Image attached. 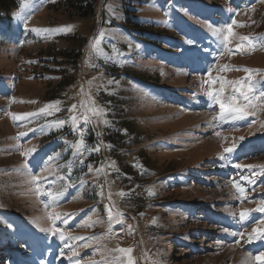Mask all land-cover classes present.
<instances>
[{"label": "rangeland", "instance_id": "374dc122", "mask_svg": "<svg viewBox=\"0 0 264 264\" xmlns=\"http://www.w3.org/2000/svg\"><path fill=\"white\" fill-rule=\"evenodd\" d=\"M16 1L27 27L0 21V264H264L241 248L255 233L214 226L213 212L249 218L264 202V109L220 119L208 95L251 76L261 104L264 46L238 49L264 45V0H97L86 19L64 0ZM233 19L230 53L205 29ZM49 213L64 240L40 230ZM259 215L250 229L264 230Z\"/></svg>", "mask_w": 264, "mask_h": 264}, {"label": "snow or ice", "instance_id": "6c2138e0", "mask_svg": "<svg viewBox=\"0 0 264 264\" xmlns=\"http://www.w3.org/2000/svg\"><path fill=\"white\" fill-rule=\"evenodd\" d=\"M24 7L25 5L21 4V9H23ZM15 15L25 24V27H27L26 18L23 15H21L20 12H17ZM236 24H237L236 20L233 19L231 23H226L222 27L212 28V35L215 36L216 39L221 43L222 47L226 48L230 53L232 52V49L227 48V45L229 43V38L234 35L233 26H235ZM240 26H243V25H240ZM69 30H71L70 26L67 28L59 29L55 31H69ZM32 31L41 32V31H50V30L32 29ZM240 40H241V45L239 46L238 50H249L250 51V50H255V48L258 45L264 46L260 44L259 38L240 37ZM220 54H223V53L221 52ZM237 70H242L248 73H252L254 71V70L247 69V68L237 69ZM212 82L213 81L211 79L207 81V83L209 84H211ZM226 84H230L232 86V91L226 98L227 103L225 99L221 98V94L224 92ZM254 92H255V82H253L251 80V76H249L245 80H234V81L221 80L220 90L216 93L209 91L208 95L212 97L213 99H215L217 103H219V106L221 109L220 119H242L245 116L255 115V110L257 107H261L262 109H264V93H262L261 97L258 98L261 100V104L257 105L253 103ZM52 107L53 105H46V108H52ZM74 109H75V105L73 106V110ZM41 111L43 112L44 109H41ZM89 111L95 116L103 115V112L101 109L91 108L89 109ZM12 118L16 120V119H21L22 117L13 115ZM72 121L75 124L76 117H72ZM87 122H88V117L85 116V123ZM64 123H65L64 121L58 122V124L60 125H63ZM105 123H107V121H105ZM20 135L23 136V135H26V133H20ZM74 147L77 150V152H82V149L84 148V141L82 139L78 140L75 143ZM93 150L99 151V148L97 147L96 149H93ZM232 150H233L232 148L224 149L225 153L231 152ZM31 151L33 150L29 149L26 152L22 153V155H28L31 153ZM235 166L238 168L241 167V165L239 164ZM248 167H252V166H248ZM97 171L99 172L101 171V169H97ZM43 179H46V178H43ZM41 180L42 178L39 176H35V175L32 176V182L36 185L37 195L42 194L41 188H40ZM233 187L236 188V190L241 194V197L244 196L245 190L243 187H241L238 184H233ZM46 194L50 197L52 196L51 192H48ZM149 194L150 195L152 194L151 191H149ZM120 195L123 196L124 194L120 193ZM108 211H109V219L111 220L112 219L111 209L109 208ZM250 211L251 210L246 209L240 212V220L242 221L245 220ZM255 211L264 212V202H261L259 206L255 209ZM59 218H60L59 214L49 213L48 219L51 222L52 227L41 228L40 230L44 232H49L53 236H56L59 233V238L61 240H64L65 238L64 234L62 232H59V229L55 226V221ZM257 231H264V230L255 229V228L253 229V232H257ZM239 235L243 237L244 233H239ZM254 238L256 237L249 235V239H254ZM261 238H264V236H262ZM237 243H239V241H237ZM119 251L130 253L131 249H120ZM255 259L257 261H264V254L256 256Z\"/></svg>", "mask_w": 264, "mask_h": 264}, {"label": "trees", "instance_id": "16d2710c", "mask_svg": "<svg viewBox=\"0 0 264 264\" xmlns=\"http://www.w3.org/2000/svg\"><path fill=\"white\" fill-rule=\"evenodd\" d=\"M129 1H135V0H129ZM17 2L18 1L16 0H0V21L1 19H4L6 20V22L9 23V22H14V20L18 19L15 13L20 12L21 7L20 8L17 7ZM96 3L97 0H64L62 6L65 7V9H67L68 11H71L75 16H78L80 19H86L94 14ZM11 9L13 10L10 11ZM131 135H134V133H131ZM134 137L135 135L133 136V139ZM140 159L142 158L135 157L134 164L137 162V160ZM132 167L133 164L129 165L130 171ZM143 178L146 177H141V178L136 177V181L143 182L144 181L142 180Z\"/></svg>", "mask_w": 264, "mask_h": 264}, {"label": "bare ground", "instance_id": "6f19581e", "mask_svg": "<svg viewBox=\"0 0 264 264\" xmlns=\"http://www.w3.org/2000/svg\"><path fill=\"white\" fill-rule=\"evenodd\" d=\"M230 219L232 220V218H230ZM230 219H229V217H228V218L226 219V223H229V224L232 225L233 227H234V226H238V224H232L231 221H230ZM229 231L231 232V230H229ZM232 235H233V233H232ZM262 245H264L263 242H262ZM242 257H243V259H242L243 262H244V261H247V259H251L250 257H248V258L246 259L244 253H243Z\"/></svg>", "mask_w": 264, "mask_h": 264}]
</instances>
